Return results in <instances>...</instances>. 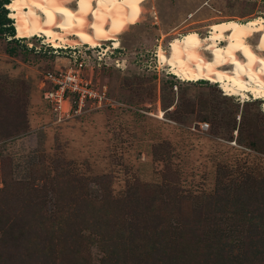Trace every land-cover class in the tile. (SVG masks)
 Returning <instances> with one entry per match:
<instances>
[{"label":"rangeland","instance_id":"obj_1","mask_svg":"<svg viewBox=\"0 0 264 264\" xmlns=\"http://www.w3.org/2000/svg\"><path fill=\"white\" fill-rule=\"evenodd\" d=\"M141 9L117 47L86 49L78 33L83 43L70 35L53 47L14 25L13 36L0 33V264H264L260 102L184 81L159 55L216 22L264 25V0ZM36 40L39 50L24 47ZM71 46L92 50L81 73L119 104L51 112L42 74L66 67Z\"/></svg>","mask_w":264,"mask_h":264},{"label":"bare ground","instance_id":"obj_2","mask_svg":"<svg viewBox=\"0 0 264 264\" xmlns=\"http://www.w3.org/2000/svg\"><path fill=\"white\" fill-rule=\"evenodd\" d=\"M74 1L79 0H10L5 7L10 10L17 37L43 35L51 46L59 47L64 37L78 33L90 48L103 40H112L117 47L115 36L138 21L145 0H104L103 4V0H81L82 8L67 5ZM215 25L205 36L195 31L181 35L178 46L168 45L166 53L159 48L161 62L184 81L218 84L227 94L240 99L249 94L264 111L263 19L248 23L225 20ZM250 38L254 40L252 44L248 42ZM112 47L115 48L113 42Z\"/></svg>","mask_w":264,"mask_h":264},{"label":"built area","instance_id":"obj_3","mask_svg":"<svg viewBox=\"0 0 264 264\" xmlns=\"http://www.w3.org/2000/svg\"><path fill=\"white\" fill-rule=\"evenodd\" d=\"M37 39V37H35ZM28 49L39 50L41 41L25 44ZM86 47V49L98 48ZM71 52L67 54L68 65L62 69L47 70L42 74L41 97L49 107L51 112L58 118H67L70 115H78L86 108L113 107V104H119L106 91L105 86H99L92 83L90 79L85 78L81 73L87 66V51L78 50L74 46L69 47ZM112 49H114L111 46ZM106 48L101 49L105 53ZM99 61V57L96 59ZM100 63V62H99ZM105 64V62H101ZM98 64V62H97ZM121 104V103H120ZM261 111L264 113L263 109ZM205 123L199 124L200 129H206Z\"/></svg>","mask_w":264,"mask_h":264},{"label":"trees","instance_id":"obj_4","mask_svg":"<svg viewBox=\"0 0 264 264\" xmlns=\"http://www.w3.org/2000/svg\"><path fill=\"white\" fill-rule=\"evenodd\" d=\"M9 1L10 0H0V33L13 36L14 34V26L12 24L13 22H11L10 17L7 16V13H6L7 8H5V4L8 3ZM24 47L26 46L24 45Z\"/></svg>","mask_w":264,"mask_h":264}]
</instances>
